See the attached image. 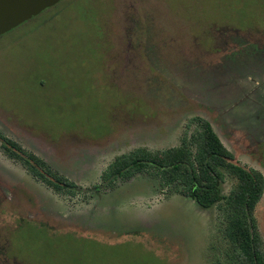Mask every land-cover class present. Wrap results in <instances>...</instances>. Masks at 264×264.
Instances as JSON below:
<instances>
[{"label": "rangeland", "instance_id": "374dc122", "mask_svg": "<svg viewBox=\"0 0 264 264\" xmlns=\"http://www.w3.org/2000/svg\"><path fill=\"white\" fill-rule=\"evenodd\" d=\"M197 118L264 177V0H61L1 36L0 264H235L220 208L151 174L103 180ZM2 136L77 187L56 193ZM255 217L264 244V196Z\"/></svg>", "mask_w": 264, "mask_h": 264}, {"label": "trees", "instance_id": "16d2710c", "mask_svg": "<svg viewBox=\"0 0 264 264\" xmlns=\"http://www.w3.org/2000/svg\"><path fill=\"white\" fill-rule=\"evenodd\" d=\"M196 121L200 129L191 141L186 136L180 147L155 152L140 148L119 156L104 172L103 180H126L137 174H151L162 186L173 188L176 194L203 209L220 208L225 217L226 236L235 248L234 263L264 264V244L255 217L256 207L264 196V177L259 171L236 162L209 121L203 118ZM2 137L7 155L14 160L23 159L19 153L28 156L23 161L29 173L56 193L77 187L35 154ZM224 172L238 181L229 196L221 191Z\"/></svg>", "mask_w": 264, "mask_h": 264}, {"label": "water", "instance_id": "95a60500", "mask_svg": "<svg viewBox=\"0 0 264 264\" xmlns=\"http://www.w3.org/2000/svg\"><path fill=\"white\" fill-rule=\"evenodd\" d=\"M59 2L61 0H0V37Z\"/></svg>", "mask_w": 264, "mask_h": 264}]
</instances>
